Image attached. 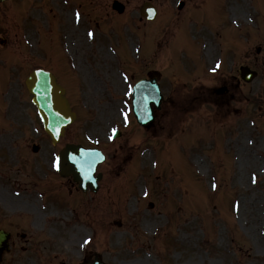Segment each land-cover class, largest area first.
<instances>
[{
    "label": "rangeland",
    "instance_id": "rangeland-1",
    "mask_svg": "<svg viewBox=\"0 0 264 264\" xmlns=\"http://www.w3.org/2000/svg\"><path fill=\"white\" fill-rule=\"evenodd\" d=\"M119 1L121 14L112 0L0 2V226L25 231L41 264L94 253L105 264H264V0H151L152 21L139 15L145 0ZM244 65L257 71L249 82ZM36 67L77 114L58 147L94 142L106 155L95 193L49 181L54 148L23 82ZM146 75L162 101L143 127L120 111Z\"/></svg>",
    "mask_w": 264,
    "mask_h": 264
},
{
    "label": "water",
    "instance_id": "water-1",
    "mask_svg": "<svg viewBox=\"0 0 264 264\" xmlns=\"http://www.w3.org/2000/svg\"><path fill=\"white\" fill-rule=\"evenodd\" d=\"M143 15H147L146 8H142ZM243 76L245 79H250L254 73H246V69L244 70ZM31 80L30 90H32L35 94V102L40 109L41 114L45 119V123L49 122V126H53L55 124V116L59 115V118L65 116V122L68 123L72 118L68 115V107L65 100L58 97L56 99L57 94H61V90L54 83L53 77L50 73L45 72L43 70H35L31 73V75L27 79ZM64 106L65 108H62ZM71 171V168H69Z\"/></svg>",
    "mask_w": 264,
    "mask_h": 264
},
{
    "label": "snow or ice",
    "instance_id": "snow-or-ice-1",
    "mask_svg": "<svg viewBox=\"0 0 264 264\" xmlns=\"http://www.w3.org/2000/svg\"><path fill=\"white\" fill-rule=\"evenodd\" d=\"M77 19H79V14H77ZM87 36H88V38H92V37H93V33L89 32V33H87ZM218 68H220V65H219V64H217V65L215 66V68H213V71H216V69H218ZM115 134H116V130L113 129V136H114ZM113 136H109L108 139L111 140V139L113 138ZM101 159H103V157H101ZM58 165H59V161H58V160H54V161L52 162V167H53V168H58ZM253 182H255V179H254V178H253ZM212 188L215 189V188H216V185L213 184V185H212ZM144 194H145V196L148 195L147 192H145ZM88 243H89L88 240H84V241H83V245H87Z\"/></svg>",
    "mask_w": 264,
    "mask_h": 264
},
{
    "label": "bare ground",
    "instance_id": "bare-ground-1",
    "mask_svg": "<svg viewBox=\"0 0 264 264\" xmlns=\"http://www.w3.org/2000/svg\"><path fill=\"white\" fill-rule=\"evenodd\" d=\"M207 52L209 53V48H208ZM71 228H72V227H71Z\"/></svg>",
    "mask_w": 264,
    "mask_h": 264
}]
</instances>
